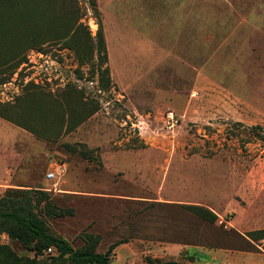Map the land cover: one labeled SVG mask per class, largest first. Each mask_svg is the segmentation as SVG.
Masks as SVG:
<instances>
[{"label":"rangeland","instance_id":"obj_1","mask_svg":"<svg viewBox=\"0 0 264 264\" xmlns=\"http://www.w3.org/2000/svg\"><path fill=\"white\" fill-rule=\"evenodd\" d=\"M101 1L106 89L97 52L82 65L62 42L28 48L0 83V104L19 118L32 105L37 131L21 127L28 138L15 145L25 158L14 181L70 210L48 221L73 247L87 234L102 237L100 252L123 241L112 264H264V240L246 236L264 229V212L233 205L239 195L259 199L264 187V0ZM65 2L96 42L88 0ZM244 181L256 187L249 196ZM7 188L21 187L0 186V196ZM186 204L208 207L216 222ZM2 241L32 255L6 234Z\"/></svg>","mask_w":264,"mask_h":264},{"label":"trees","instance_id":"obj_2","mask_svg":"<svg viewBox=\"0 0 264 264\" xmlns=\"http://www.w3.org/2000/svg\"><path fill=\"white\" fill-rule=\"evenodd\" d=\"M57 1L0 0V83L6 82L23 62L28 48L62 42L64 47L75 52L82 65L90 63L97 52L100 82L106 89L111 79L108 66L102 68L108 53L98 0H88L99 26L96 42L92 41L90 31L79 23L78 9L65 0ZM25 101H31L30 93ZM14 107L0 104V118L36 133L31 119L32 105L21 108L20 112H24L26 118L16 117L18 111ZM258 128L251 126L249 130L254 133ZM259 136L264 141V133ZM80 154L85 158L92 157L88 150ZM185 207L211 223L218 218L208 207L191 204ZM69 211L56 205L48 191L7 188L0 196V264H112V253L123 241L112 243L106 252H100L97 250L102 241L100 235L87 234L85 244L75 248L66 238L52 231L48 219ZM3 234L20 243L32 255L20 254L10 243H4ZM246 236L253 241L264 240V229L248 231ZM49 247L55 248V253L40 257Z\"/></svg>","mask_w":264,"mask_h":264},{"label":"crops","instance_id":"obj_3","mask_svg":"<svg viewBox=\"0 0 264 264\" xmlns=\"http://www.w3.org/2000/svg\"><path fill=\"white\" fill-rule=\"evenodd\" d=\"M118 1V0H107L106 6L109 4ZM120 0V5L129 4V2L126 0ZM99 7L102 9V1L98 0ZM119 6V5H118ZM135 12V11H134ZM114 16L118 17L119 20H125L122 23V25L128 24L127 22V14L123 12V9L116 10L114 12ZM119 22V21H118ZM118 24V23H117ZM116 24V25H117ZM0 133L2 134V138H0V186H12V187H21L25 188L29 183L31 184V181H25V179L22 178V181L15 182L14 176L21 168V164L24 161L25 153L20 152V150L15 149V145L19 143L21 140H25L27 137V134L25 131L11 122L7 120L0 119ZM23 176V175H22ZM33 183V182H32ZM242 189L240 191L243 192L246 196H249L248 193H250L251 190H256V187L254 188H248L245 181L241 183ZM264 196V187L263 191L260 194V197ZM241 200H235L233 205L236 207L237 204L246 202V210L251 212L250 216L257 215L255 212L258 210V214L264 212V198L259 199H249V197H244L243 195H239ZM259 207L260 209H258Z\"/></svg>","mask_w":264,"mask_h":264},{"label":"built area","instance_id":"obj_4","mask_svg":"<svg viewBox=\"0 0 264 264\" xmlns=\"http://www.w3.org/2000/svg\"><path fill=\"white\" fill-rule=\"evenodd\" d=\"M165 124L169 127V129H173V128H175V126H177L179 124L178 117L174 111L171 110V111L167 112ZM140 128L141 127H139V129ZM47 178L48 179L55 178V172H53V171L48 172ZM54 253H55V248L49 247L43 251V254H41L40 257L49 256V255L54 254Z\"/></svg>","mask_w":264,"mask_h":264}]
</instances>
